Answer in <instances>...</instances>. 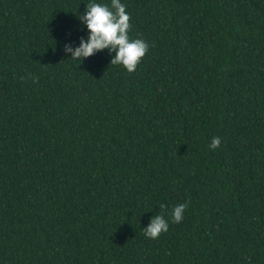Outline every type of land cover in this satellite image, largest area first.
I'll return each mask as SVG.
<instances>
[{"label":"trees","instance_id":"trees-1","mask_svg":"<svg viewBox=\"0 0 264 264\" xmlns=\"http://www.w3.org/2000/svg\"><path fill=\"white\" fill-rule=\"evenodd\" d=\"M90 2L0 0V264H264V0H121L133 73Z\"/></svg>","mask_w":264,"mask_h":264},{"label":"clouds","instance_id":"clouds-1","mask_svg":"<svg viewBox=\"0 0 264 264\" xmlns=\"http://www.w3.org/2000/svg\"><path fill=\"white\" fill-rule=\"evenodd\" d=\"M86 25L89 36L81 38L80 46L73 49L65 45V51L71 53L72 59H85L94 53L109 49L115 53L111 65L122 64L129 73L136 71L142 58L146 55L150 45L142 38L130 39V14L126 12V5L121 0H111V5L96 3L95 0L86 4V11L78 16ZM33 82H38L35 78ZM222 141L214 136L209 144L212 150L220 147ZM190 201L176 205L171 213V222L178 224L183 220ZM161 209L166 205L161 204ZM144 235L149 239H158L162 233L169 230V222L163 215L152 217L147 228H143Z\"/></svg>","mask_w":264,"mask_h":264}]
</instances>
